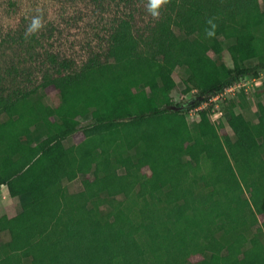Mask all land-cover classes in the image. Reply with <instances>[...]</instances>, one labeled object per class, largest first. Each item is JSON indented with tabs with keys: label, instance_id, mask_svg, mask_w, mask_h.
I'll use <instances>...</instances> for the list:
<instances>
[{
	"label": "trees",
	"instance_id": "obj_1",
	"mask_svg": "<svg viewBox=\"0 0 264 264\" xmlns=\"http://www.w3.org/2000/svg\"><path fill=\"white\" fill-rule=\"evenodd\" d=\"M262 2L163 0L146 28L115 18L81 67L48 54L42 84L1 94L0 188L20 209L0 264H264V80L256 113L243 89L211 117L264 70ZM216 40L232 67L208 59ZM175 71L198 92L184 105Z\"/></svg>",
	"mask_w": 264,
	"mask_h": 264
},
{
	"label": "rangeland",
	"instance_id": "obj_2",
	"mask_svg": "<svg viewBox=\"0 0 264 264\" xmlns=\"http://www.w3.org/2000/svg\"><path fill=\"white\" fill-rule=\"evenodd\" d=\"M150 5L151 0H106L102 7L97 6L94 0H0V95L42 84L45 72L51 68V63L47 59L48 54L58 56L60 60H72L77 68L81 67L94 53H101L107 49V36L115 18L126 17L133 12L139 26L145 27L151 23L159 11L153 15ZM262 10L264 11V2ZM217 55H223L225 63L232 67L231 58L219 40L215 41L208 59ZM174 78L172 91L174 103L184 105L193 95L198 94L197 91L184 92L182 77L177 71ZM254 79L259 81L258 85L262 83L264 70L260 71L258 78L249 76L242 83L252 82ZM234 91H227L223 97L212 100L215 112L211 117L214 122L226 121L220 111L221 102L227 96H233ZM252 91L253 89L250 92ZM46 92L52 102L58 101L53 88H48ZM249 103L252 112L256 113L257 100L251 93ZM208 106L210 105L203 104L201 108L206 109ZM196 110L187 114L189 122L199 119ZM86 121L87 119L83 117L81 124ZM224 132H230V129L227 127ZM82 139V132H77L68 139L67 145L80 143ZM83 178L84 176L80 175L75 182L68 185V190L70 192L82 190ZM19 209L20 200L11 198L7 188L1 187L0 242L7 238L4 232L5 223L8 218L15 216ZM105 228L109 234L113 233L110 222H106ZM198 260L200 257L197 256L192 262Z\"/></svg>",
	"mask_w": 264,
	"mask_h": 264
},
{
	"label": "built area",
	"instance_id": "obj_3",
	"mask_svg": "<svg viewBox=\"0 0 264 264\" xmlns=\"http://www.w3.org/2000/svg\"><path fill=\"white\" fill-rule=\"evenodd\" d=\"M243 81V80H242ZM242 81H239V82H241V83H237L236 85H234V86H232V87H230V88H228L227 89V91H234L235 89V91L233 92V96H235V94H236V92H238V91H241V90H243L244 89V91L248 94V93H250V91H251V89H255L257 86H260L261 85V83L258 85V80L257 79H254V81H252V82H246V83H242ZM245 82V81H244ZM226 91V92H227ZM225 92V93H226ZM225 93L224 94H222V95H220L221 97H223L224 95H225ZM220 96H217V98L218 97H220ZM213 100V99H212ZM211 100V101H212Z\"/></svg>",
	"mask_w": 264,
	"mask_h": 264
},
{
	"label": "clouds",
	"instance_id": "obj_4",
	"mask_svg": "<svg viewBox=\"0 0 264 264\" xmlns=\"http://www.w3.org/2000/svg\"><path fill=\"white\" fill-rule=\"evenodd\" d=\"M163 2V0H151L150 8L152 10L153 15H156V9L160 6V4ZM36 27V24L34 23L33 28Z\"/></svg>",
	"mask_w": 264,
	"mask_h": 264
}]
</instances>
